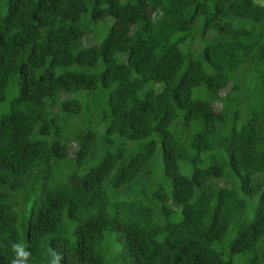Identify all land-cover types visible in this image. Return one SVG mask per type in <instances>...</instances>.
Listing matches in <instances>:
<instances>
[{
	"label": "trees",
	"instance_id": "1",
	"mask_svg": "<svg viewBox=\"0 0 264 264\" xmlns=\"http://www.w3.org/2000/svg\"><path fill=\"white\" fill-rule=\"evenodd\" d=\"M262 1H6L0 264H264Z\"/></svg>",
	"mask_w": 264,
	"mask_h": 264
},
{
	"label": "rangeland",
	"instance_id": "2",
	"mask_svg": "<svg viewBox=\"0 0 264 264\" xmlns=\"http://www.w3.org/2000/svg\"><path fill=\"white\" fill-rule=\"evenodd\" d=\"M6 1L7 0H3L4 5L0 6V10L3 9V13L6 12ZM258 3L263 4L262 0H256ZM158 16V15H157ZM156 16V17H157ZM155 17V18H156ZM109 25H112L113 20L111 19L109 22ZM103 36V35H102ZM102 36L100 38L95 37L93 35L87 36L84 41L83 44L85 47H91L94 46L98 43L101 42L102 40ZM213 35L212 34H207V35H203V24L202 21L200 20L194 31H193V36L190 37L184 44L181 45V50L183 52H192L194 53L196 58H199L202 54L203 49L206 47L207 44H209L212 41ZM163 86H158L157 90L158 91H162ZM231 91V86L228 87L223 93L222 96L227 95L229 92ZM17 93H8V98L7 101L0 107V117L4 114L9 113L10 109H9V102L11 101V99L16 96ZM68 96H65L64 99H67ZM215 108L217 112H220L222 109V103L221 102H217L215 104ZM102 131V130H101ZM69 152L72 158L76 157L77 152H78V147L76 144H72L69 147ZM219 185L224 186V187H229V183L225 180H219L217 182ZM176 210H178V208L176 207Z\"/></svg>",
	"mask_w": 264,
	"mask_h": 264
},
{
	"label": "clouds",
	"instance_id": "3",
	"mask_svg": "<svg viewBox=\"0 0 264 264\" xmlns=\"http://www.w3.org/2000/svg\"><path fill=\"white\" fill-rule=\"evenodd\" d=\"M8 247L11 249L12 256L9 264H28L31 252L23 242L10 241ZM63 256L60 253H53L50 264H60Z\"/></svg>",
	"mask_w": 264,
	"mask_h": 264
}]
</instances>
